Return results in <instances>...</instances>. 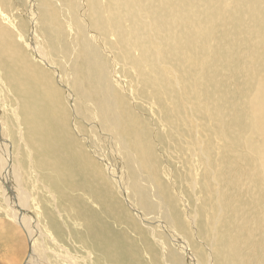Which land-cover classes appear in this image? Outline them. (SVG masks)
<instances>
[{
	"label": "rangeland",
	"instance_id": "obj_1",
	"mask_svg": "<svg viewBox=\"0 0 264 264\" xmlns=\"http://www.w3.org/2000/svg\"><path fill=\"white\" fill-rule=\"evenodd\" d=\"M62 1L52 0L50 5L57 7L56 17L65 31L61 34L63 43H55L57 49L49 51L47 56L43 49L47 33L37 22L42 0H0V21L13 29L14 39L20 44L23 42L21 48L29 58L48 69L50 84L60 92L63 100L57 104L65 105L66 123L86 152V163L97 165L100 174L114 189L121 203L119 211L122 219L111 218L97 210L93 193L82 188L74 190L73 194L80 190L86 192H82L81 201L97 210L95 213L105 220L120 245H127L126 235L130 231L133 238L147 239L146 247H150V252L158 257L156 260L159 263L163 254L173 249L182 255L185 264H196L194 258L197 264H210L209 252L214 243L212 236L207 234L220 233L215 227L221 218L237 221L250 211V206L241 201L239 206L222 215L227 208L216 203L215 193L223 191L229 183L232 191L242 192L245 198L250 197L249 187L254 185L253 199L264 196V37L255 40L257 33L264 28V0H134V4H140L142 19L146 23L152 22L148 11L154 9L152 13L156 18L170 23L190 19L189 23L203 22L207 25L190 32L203 37L190 45L198 37H192L188 43L179 42L181 32L185 40L190 36L185 30L146 32L142 36L144 45H130L128 55L120 53L124 42L118 41L115 31L107 25L92 22L89 12L90 4L94 2L100 9L101 17L106 18L108 5L114 0ZM168 3L173 6L170 7L173 15L169 6L165 5ZM124 20L122 24L128 25V20ZM80 39L95 47L96 54L103 58L97 63L104 69L103 83L120 93L135 117L148 126L149 150L147 157L141 159L151 163L145 170L139 168L130 148L122 144L121 137L111 134L101 124L94 99L87 95L83 97V94L79 96L80 93L70 90L73 80L71 65L82 44ZM184 56L193 61L189 68L184 67ZM0 92V103L3 101L5 106L4 113L0 106V122L8 123L9 129L13 126L9 108L16 106L15 98L3 83L0 84ZM199 94L200 102L196 99ZM196 102L200 104L193 107L192 103ZM77 103L84 106L79 108ZM176 110L183 113L179 114ZM17 135L14 129L13 133L4 135V140L12 144V159L17 156L24 161V173L20 174L19 183L7 186L14 175L8 164L0 161V264H24L29 237L34 238L36 243L40 241L45 248L49 247L51 259L54 253L66 255V252L74 259H80L86 255L80 242L83 227L76 224L78 219L67 218L75 216V212L72 207L68 208L66 201L55 203L49 175L38 164L35 167L31 165ZM122 137L130 140L123 133ZM69 138L76 141L72 136ZM230 143L233 153L228 150ZM233 155L234 161L228 167ZM122 156L130 157L134 178L144 193H134L128 164ZM231 168L241 171L239 183L226 181L233 175ZM148 173L152 174V180ZM18 186L24 188L29 199L21 206V211L22 208L28 210L25 225L30 229L31 236L27 235L19 221L12 219V203L3 191L4 188L11 195L14 192L12 188L18 192ZM143 198L148 206L143 205ZM31 204L40 208L42 219L33 212ZM13 206L16 207V204ZM259 208L264 213V202ZM125 210L127 213L124 216ZM86 215L88 218L87 211ZM45 222L57 236L58 248L44 235ZM38 224L42 232L35 229ZM198 224L206 231L202 232ZM212 224L211 229L207 228ZM144 225L152 228L153 233L145 230ZM228 228L233 229L234 226L230 224ZM252 230L253 226H250L246 233ZM85 241L86 245H83L91 250L87 238ZM187 241L191 243L189 248ZM143 250L146 251L144 247ZM196 252L199 259L194 255ZM259 263L264 264V260L251 253L248 264Z\"/></svg>",
	"mask_w": 264,
	"mask_h": 264
},
{
	"label": "bare ground",
	"instance_id": "obj_2",
	"mask_svg": "<svg viewBox=\"0 0 264 264\" xmlns=\"http://www.w3.org/2000/svg\"><path fill=\"white\" fill-rule=\"evenodd\" d=\"M50 2H52V0ZM50 2L42 0L43 5L40 3L39 12L37 9V22L39 21V25H42L47 33L46 47H43L46 56L49 51L51 53L57 49V44L60 45V42L63 43V40L61 41V34L65 32L62 29L63 27L60 26V21L56 17L57 12L55 8L57 7H51ZM133 2L134 0H114L113 3L108 5V16L106 18L101 17L100 9L94 2H91L90 9L88 7L92 22L97 23V25L100 23L102 26L107 25L112 28L115 31L118 41L124 42L120 50L122 55H128L129 46L132 44L143 46L142 36L146 32L160 33L169 31L171 33L175 29L185 30L190 36L185 40L181 32L179 42H187L192 40V37H198L191 41L189 45L203 39L201 35L191 34L190 32L192 30L205 28L207 23L196 22V24H192L189 23L190 19L185 22H180L178 20L179 22L177 23H170L165 19L156 18L152 13L155 11L154 9L148 11V15L151 17L152 22L146 23L142 19L143 10L139 9L140 4H134ZM165 5H168L169 9L173 7L170 3ZM41 6L43 7L41 8ZM163 10L165 9L163 8ZM170 10L173 15V10ZM124 19L128 20V25L122 24V20ZM12 30V28L0 21V82L6 86L10 95L15 98L14 103L16 104V106L9 108V118L13 121V126H9L11 128L8 129V123L5 122L4 124L0 122V161L4 164H8L9 170H11L14 175L13 179L7 183V186L13 187V183H19L20 174L24 173V161L17 156L12 159V144H8L4 140V135L11 134V132L13 133L15 129V133H18L17 140L23 145L22 147L25 148L31 165L35 167V165L38 164L37 166H40L43 170L45 169L46 174L49 175L52 187L51 191H53L51 193H54L56 198L55 203L66 201L69 206L68 208H73L70 209L75 212V216L74 214H67L69 215L67 218H69V220L70 218H76L75 220L78 219L79 222L76 224H80L83 227L80 232V238L82 237L80 242L82 243L81 248L86 252V255L80 257V259H74L72 256H69L67 252L66 255L51 254L53 257V259H51L48 253L52 251L48 250L49 247L45 248L40 244V241L36 243L34 238L29 237L27 239L28 250L25 251L27 256L24 264H185L182 255L173 249H168L167 252L163 254L161 263H159L156 260L157 256H154L153 253L150 252V247L148 248L149 250L147 249V239L144 240L143 237L133 238L130 236V231L129 234L126 235L127 245H120L117 240L118 238L113 235L111 228H109L105 220L98 217L100 214L95 213V211L100 209L102 214L105 213L106 216L120 220L122 219V213L119 211L121 203L114 189L107 182L106 177L98 171L97 165L91 162L86 163V161H88L86 152L81 148L78 140L72 135L66 123L65 105L61 106L57 104L62 103L61 101L63 100L60 92L50 84L51 79L48 69H45V66L41 65L39 62H34V60L32 61L29 58L27 53L21 48L23 42L20 44L19 40L16 41L14 39ZM259 37H264V28L257 33L255 40L258 41ZM80 41L82 40L80 39ZM85 41L86 40H84V42L82 41V44H80L74 62L71 65L73 80L70 90L76 94L80 93L79 96L83 94V97L87 95L94 99L97 107V117L100 119L101 124L105 129H109L112 132L111 134H118L121 137L122 144L130 148L139 168L145 170L146 166H150L151 163L150 161L141 159L142 157H147V151L149 150L147 144L148 126L145 122L135 117L132 108L125 105L123 96L120 93L115 92L114 89L108 88L103 83L104 69L99 67L100 64L99 66L97 64L101 57L96 54L98 53L95 52L96 48L86 44L87 41ZM77 45L79 46V44ZM56 57L57 56H55V58ZM145 59L148 60V58ZM100 60H103V58ZM182 60L185 68H189L192 65L191 63H193L188 56H184ZM79 96L77 95V98ZM196 99L200 102L201 95L199 94ZM184 101L187 103L185 98ZM3 103L2 101L0 106H2L1 110L4 113L5 106ZM77 104L79 105V103ZM199 104L200 103L197 102L192 103L193 107ZM80 105L79 108H81ZM176 111L179 114L183 113L180 110ZM9 125L11 124L9 123ZM122 133L127 135V138L130 140L123 139ZM71 136L77 142L69 138ZM227 140L230 142L229 139ZM228 150L233 153L231 143L228 145ZM23 156L22 154V158ZM122 157L128 164L127 171L131 181L130 185L134 193H144V190L134 178L130 157ZM233 161L234 155L232 159H229L228 167H231ZM231 170L233 169L231 168ZM148 174L150 176L149 178L152 180V174ZM232 174L233 175H230L226 181L239 183L241 171L233 170ZM82 188L87 190L90 194L93 193L97 210H94L88 203L81 201L80 198L83 191H79L81 193L80 196L79 192H77L78 194H73L74 190ZM12 189L14 192L10 195L7 194V191L3 188L6 198L12 203V208L10 209L11 217L13 220L19 221L24 231L29 236L31 234L30 229L25 225L28 221L26 220L28 219V210L22 208L21 211V206L25 205L29 199L27 194L24 193V188L18 186V192L14 188ZM249 189H251L249 198L243 197L242 192L238 193L232 191L229 183L224 186L223 191L215 193L216 203L220 207L224 206L227 208L222 212V215H224L226 211L233 210L234 207L239 206L241 201L250 206V211L237 221L233 219L229 221L227 218H221L219 224L215 227L220 233L216 231L217 233L210 232L207 234L212 236L214 243V248L209 252L210 264H248L251 260V253L264 260V250H262L264 247V213L260 212L262 209L259 208L264 202V196L253 199L255 198L254 193L256 191V186H250ZM83 194H86V192H83ZM13 204H16V207H14ZM145 204L148 206L147 200L143 198V205ZM31 207L34 208L33 212L38 216L40 215L42 219L43 213L40 208L38 209L32 204ZM59 208L61 209L60 205ZM56 210L61 216L59 209L57 208ZM71 210H68L69 213ZM86 211L89 214L88 218ZM126 213L127 211L125 210L124 216ZM186 217L185 215V218ZM131 222L134 223L132 216ZM230 224L234 226L233 229L228 228ZM29 225L31 224L29 223ZM198 225H200L202 232L206 231L201 224ZM213 225L214 224H212V226H207V228L211 229ZM41 226L38 224L35 229L42 232L40 229ZM144 226L145 230L153 233L152 228L146 225ZM250 226H253V230L247 234V229ZM49 227L50 225L48 222L43 224L44 235L53 241V246L56 245V248H58L60 243L54 231ZM118 234H121V232H118ZM86 238L91 245V250H87L86 246L83 245H86ZM189 244H191L190 241H187L188 248L190 247ZM143 247L146 251L143 250ZM63 249L60 251H63ZM117 249H120L121 252H116ZM194 255L198 258L197 252ZM69 257H71V259ZM194 259L195 261H193L197 264V259Z\"/></svg>",
	"mask_w": 264,
	"mask_h": 264
}]
</instances>
